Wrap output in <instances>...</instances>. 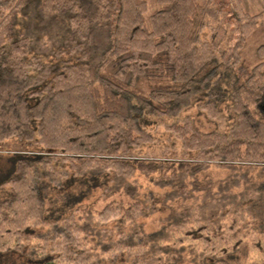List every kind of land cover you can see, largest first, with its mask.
<instances>
[{
  "label": "trees",
  "instance_id": "16d2710c",
  "mask_svg": "<svg viewBox=\"0 0 264 264\" xmlns=\"http://www.w3.org/2000/svg\"><path fill=\"white\" fill-rule=\"evenodd\" d=\"M264 2V0H261ZM264 10L242 0H0V142H37L0 183V254L37 264H264V60L244 61ZM264 57V43L256 49ZM143 89L145 90L143 92ZM210 117L230 99L227 132H200L179 119L196 96ZM147 116L168 117L179 143L142 154L156 140ZM67 166V168H66ZM221 178L199 174L210 167ZM111 175L101 209L78 206L37 237L50 248L25 250L43 224V180ZM137 174L150 178L144 186ZM160 226L140 219L161 209Z\"/></svg>",
  "mask_w": 264,
  "mask_h": 264
},
{
  "label": "rangeland",
  "instance_id": "374dc122",
  "mask_svg": "<svg viewBox=\"0 0 264 264\" xmlns=\"http://www.w3.org/2000/svg\"><path fill=\"white\" fill-rule=\"evenodd\" d=\"M243 7L250 13H256L264 10V2L261 0H242ZM264 43V30L260 32L258 37H249L247 43L242 50V57L244 61L255 64L264 57H260L256 49L259 44ZM145 90L143 89V92ZM205 101V96L199 95L193 98L191 104L182 110L179 114V119H187L191 121L192 127L200 132L218 131L227 132L228 129L235 123L236 114L232 109V102L226 99L220 102L217 106V113L214 117H210L202 104ZM259 110L264 114V100H262ZM172 120L168 117L147 116L144 120V127L148 130L155 142L141 147L140 152L157 153L165 146L175 145L179 143L164 129V123ZM40 146L34 141H25L18 137H11L0 142V183L14 169L15 159L19 156H26L38 153ZM67 168V166H66ZM227 171L223 168L210 167L199 174L200 178L213 177L221 178L225 176ZM139 180L144 186H149L152 190L162 191V189L150 184V178L137 174ZM111 175L109 173L102 174L97 177L88 175L80 176L73 175L68 171V175L63 177L60 184L55 185L43 180L41 184V194L45 202V220L43 224L31 225L25 237V250L35 248H43L45 250L50 248V244L39 239L37 235L48 232L52 225L60 223L63 218L70 216L77 210L78 206H92L95 209H101L110 199L121 200L129 202L130 199L121 194H115L108 200L104 201L100 198L105 187L110 183ZM7 195V188H0V196ZM167 210L161 209L156 214L140 219L143 222V227L146 231L155 230L160 226V218L166 214ZM254 253L249 247L248 243L242 245L236 252L225 256V259L232 264H240L247 262ZM42 253L37 251L34 255L28 256L26 254L6 251L0 254V264H37L42 262Z\"/></svg>",
  "mask_w": 264,
  "mask_h": 264
}]
</instances>
